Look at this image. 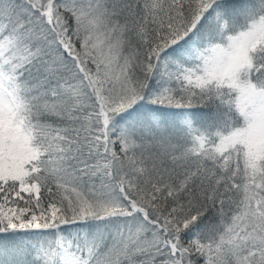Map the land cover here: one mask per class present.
Instances as JSON below:
<instances>
[{"label":"snow or ice","instance_id":"snow-or-ice-1","mask_svg":"<svg viewBox=\"0 0 264 264\" xmlns=\"http://www.w3.org/2000/svg\"><path fill=\"white\" fill-rule=\"evenodd\" d=\"M0 264H264V0H0Z\"/></svg>","mask_w":264,"mask_h":264}]
</instances>
